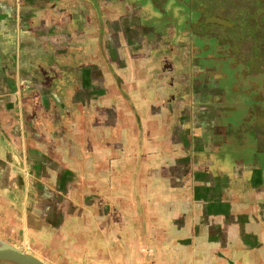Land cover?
I'll list each match as a JSON object with an SVG mask.
<instances>
[{
	"label": "crops",
	"instance_id": "1",
	"mask_svg": "<svg viewBox=\"0 0 264 264\" xmlns=\"http://www.w3.org/2000/svg\"><path fill=\"white\" fill-rule=\"evenodd\" d=\"M156 7L0 0V239L77 264H264V114L241 94L200 114L217 100L166 31L184 11Z\"/></svg>",
	"mask_w": 264,
	"mask_h": 264
},
{
	"label": "flooded vegetation",
	"instance_id": "2",
	"mask_svg": "<svg viewBox=\"0 0 264 264\" xmlns=\"http://www.w3.org/2000/svg\"><path fill=\"white\" fill-rule=\"evenodd\" d=\"M136 1L153 2V7L159 4L168 9V16L176 10L184 11L182 28L169 31L168 24L166 31L182 34L176 47L188 55L190 81L196 93L202 97L208 91L217 100L209 111L200 108V114L225 113L218 100L234 99L239 94L250 102L245 116L264 114V0ZM142 28L143 33L152 31L151 27ZM203 84L209 90H204Z\"/></svg>",
	"mask_w": 264,
	"mask_h": 264
},
{
	"label": "rangeland",
	"instance_id": "3",
	"mask_svg": "<svg viewBox=\"0 0 264 264\" xmlns=\"http://www.w3.org/2000/svg\"><path fill=\"white\" fill-rule=\"evenodd\" d=\"M161 64L163 66H167V64H168V66H169L171 64L170 57H168L167 55H164L163 58L161 59ZM154 75H157V73ZM191 84H192V82H191ZM203 86L204 85H202V87ZM194 88L196 89V86H194ZM169 97H171V94H169ZM141 248H138L139 254L143 253ZM123 249L126 251V248H123ZM134 249L136 252V248H134ZM41 259L48 261L47 263H49V264H60L61 261H64L65 264H77V262H73L72 260H78V261L80 260L81 261L84 258H41ZM106 259H107L108 264H166V263L160 261L159 258H153V260H152V258H136L133 261L131 260V258H126V257L125 258H122V257L121 258H106ZM71 262H73V263H71ZM169 264H177V263L171 262Z\"/></svg>",
	"mask_w": 264,
	"mask_h": 264
},
{
	"label": "water",
	"instance_id": "4",
	"mask_svg": "<svg viewBox=\"0 0 264 264\" xmlns=\"http://www.w3.org/2000/svg\"><path fill=\"white\" fill-rule=\"evenodd\" d=\"M0 264H47L38 257L0 239Z\"/></svg>",
	"mask_w": 264,
	"mask_h": 264
}]
</instances>
